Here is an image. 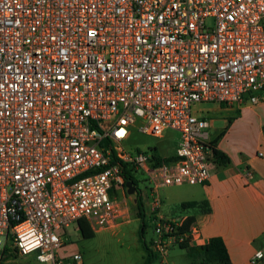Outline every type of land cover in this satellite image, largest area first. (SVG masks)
<instances>
[{"label":"built area","instance_id":"built-area-1","mask_svg":"<svg viewBox=\"0 0 264 264\" xmlns=\"http://www.w3.org/2000/svg\"><path fill=\"white\" fill-rule=\"evenodd\" d=\"M201 104H264V0H0V257L65 264L70 224L114 229L138 197L161 264L194 246L199 228L159 217L157 190L208 181ZM165 130L180 136L174 160L123 147ZM263 261L264 247L248 264Z\"/></svg>","mask_w":264,"mask_h":264},{"label":"crops","instance_id":"crops-1","mask_svg":"<svg viewBox=\"0 0 264 264\" xmlns=\"http://www.w3.org/2000/svg\"><path fill=\"white\" fill-rule=\"evenodd\" d=\"M201 110L209 119L208 135L213 148L228 163L210 161L208 181L198 185V193L183 199L203 202L205 206L180 219L191 218L199 228L200 240L194 246L218 237L231 264H248L252 254L264 247V104H210ZM247 172L252 174L250 179ZM142 204L144 213L149 201L142 200Z\"/></svg>","mask_w":264,"mask_h":264},{"label":"rangeland","instance_id":"rangeland-1","mask_svg":"<svg viewBox=\"0 0 264 264\" xmlns=\"http://www.w3.org/2000/svg\"><path fill=\"white\" fill-rule=\"evenodd\" d=\"M210 104H201L196 109L208 107ZM203 115H206L205 113ZM209 120L208 118H206ZM139 127V122L135 123ZM179 133L173 130H165L161 138H155L140 133H133L131 138L123 144V147L131 152L139 150L150 153L152 149L155 154L163 157L175 152L179 142ZM137 187L146 197L149 198L152 188L143 176L136 177ZM198 185L188 186L186 184L159 187L157 195L160 200V207L157 215L165 218H183L187 215L198 213L194 209L181 208L185 197L198 193ZM129 218L110 230L94 232L90 238H83L75 223L70 224L62 234V246L55 252V255L65 264H74L72 256L79 254L82 264H145L146 250L150 241L154 238L153 223L145 221V229L142 232V220L137 217L136 199L128 200ZM161 216V217H163ZM186 220V219H185ZM145 245V246H144ZM148 248V247H147ZM149 250V248H148ZM150 252V250H149ZM153 258L149 264H161L152 254ZM166 264H189L186 250L175 245L168 249L165 258ZM5 264H46L39 263L35 254L19 256L11 254L7 257Z\"/></svg>","mask_w":264,"mask_h":264},{"label":"trees","instance_id":"trees-1","mask_svg":"<svg viewBox=\"0 0 264 264\" xmlns=\"http://www.w3.org/2000/svg\"><path fill=\"white\" fill-rule=\"evenodd\" d=\"M152 151L155 160L157 161L160 160L161 155L155 154L153 149ZM174 159H175L174 157L167 156V158L164 159V161H171ZM213 160L214 162L220 165H225L228 163V159L222 153L216 151L215 149L213 150ZM124 177H125V181H131L132 183L135 182L132 178H127V176ZM204 206L205 204L203 202L181 203V208L183 209L203 208ZM136 211H137V217H139L142 220V232H143L145 229V223L143 219V204H142V200L139 197L136 198ZM192 221L193 220L191 218H187L185 220V225L191 223ZM75 224L78 228L80 235L83 238H90L93 236V232L90 230L85 220H77ZM179 247L186 250V255L189 259L190 264H231L224 243L218 237L209 239L205 245H201V246L180 245ZM145 250L147 253L145 264H149L153 256L152 253L149 252L147 247H145ZM8 256L4 252H2V256L0 257V264H5Z\"/></svg>","mask_w":264,"mask_h":264},{"label":"water","instance_id":"water-1","mask_svg":"<svg viewBox=\"0 0 264 264\" xmlns=\"http://www.w3.org/2000/svg\"><path fill=\"white\" fill-rule=\"evenodd\" d=\"M126 189H127V194L132 195L134 193V187L130 182H126L125 184Z\"/></svg>","mask_w":264,"mask_h":264}]
</instances>
